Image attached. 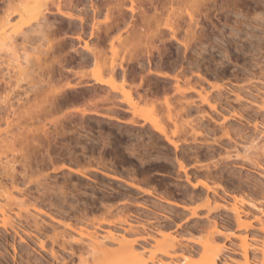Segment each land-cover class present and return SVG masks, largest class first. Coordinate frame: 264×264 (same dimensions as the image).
Masks as SVG:
<instances>
[{
  "label": "rangeland",
  "instance_id": "obj_1",
  "mask_svg": "<svg viewBox=\"0 0 264 264\" xmlns=\"http://www.w3.org/2000/svg\"><path fill=\"white\" fill-rule=\"evenodd\" d=\"M235 1L232 5L236 7L240 3L237 16L231 13L225 16L226 13L223 10L222 13L220 9L218 11L214 7L207 18L204 16L199 18L197 33L201 32L204 35L200 43L189 41L184 34L187 27L182 24L183 29L178 39L188 42L190 48L201 54V57H196L193 50L187 54V59L182 60L181 64L186 72L180 73L178 70L172 73L162 66L157 70L153 68V71L165 73L167 77L148 74L145 71L142 73L144 77L142 82L141 79L126 76L127 85L123 88L125 91H130L137 102L135 116L126 112L127 106L116 100L115 103L117 102L116 104L122 107L123 111H117L116 108H112L113 105L108 104L109 111L105 108L107 106L102 105L105 104L102 100L99 102L97 95L92 102L85 101L87 99L84 102L78 100L79 103L77 100L69 101L66 104H58V107L52 109L51 95L54 89L65 88L67 83L74 84L80 80V75H90L96 69L90 63L80 65L77 58H70V55H74L68 46L70 42L68 35L71 36V33L45 31L40 37L37 35L36 38L32 37L25 41L22 37H15V43L0 46V158L4 159L3 162L6 160L10 163L8 166H0V187H2L0 189L17 193L14 195L20 198L24 194L26 198L23 196V200H32L34 205L39 202L38 205L42 209L41 201H48L50 198L56 202L63 197L65 200L67 195L66 204L62 199L57 202L63 201L65 206H70L68 204L72 205L75 202L88 205L85 203L97 204L98 201L107 203L106 200H109L110 204L115 203L116 206L125 205L128 217L143 222L146 231L151 230L149 227L151 224H161L167 226L169 232H180L185 235L184 238H187L190 232L191 235L193 234L190 238H196L195 236L201 233V227H204L203 224L208 218L205 219L203 215L201 218L197 216L192 218L188 210L191 208L190 205L198 201L196 202L198 205L195 204L192 207L197 206L198 209L203 207L199 212L197 211L199 216L206 212L204 206H200L203 201L199 199L204 197V191L201 190L198 181L204 178L203 168L201 170L200 167L211 165V170L218 172L217 184L220 189L217 188L219 191H216V195L213 194L214 197L220 198L221 202L222 197L229 201H232V196L241 198V210L247 211L246 215L249 213L246 220L250 224L246 229L249 240L259 242L263 235L258 230L260 227L257 221L259 219L261 220L259 222L264 223V147L261 148L264 146V136L261 135L264 134V108L263 110L260 108L261 102H264V10L262 13L260 10L253 11V9L257 2H263L261 4L264 7V0ZM121 2H124L123 6L128 9L129 0ZM63 3H67L66 0L62 1V5ZM72 3L77 5L76 8L66 4L61 8L62 11L71 13L74 17L80 16L85 21L81 40L76 41L72 46L73 49H79L83 39L89 40L90 26L93 24H98L99 27L104 26L105 13L107 10L112 12L115 8L112 4H117V1L108 2L106 9L99 16L92 14L91 2L89 3L88 0H72ZM220 4L225 5L224 0H217L216 8ZM19 5V0H0V27L8 21V28L6 27L7 29L0 37H7L12 31L18 17L11 14V11L19 8ZM48 6L52 12L48 15L50 23L60 26L62 22H65L63 20L66 19L58 15L54 16L56 12L54 4L49 3ZM235 6H233L234 9ZM171 7L184 10L179 2H174ZM168 8L163 11V17H167L170 13ZM147 14L152 15V11L146 12ZM116 15L114 14V17ZM183 18L187 21L186 15H183ZM134 19L135 21L131 23L133 26L127 25L125 28L122 26L123 29L120 32L123 43L114 41L113 45L117 49L116 63L121 62L126 70L139 71L134 58L140 59L144 53L143 45L138 46L137 42L131 43L130 35L133 32L132 28L136 32L140 30V15L139 18L134 16ZM101 30L99 29V32ZM116 34L114 32L109 36L115 39ZM51 42L53 48L49 49ZM57 43L63 44L61 50L55 49ZM100 48L105 52L104 56L109 59L112 55L110 45H100ZM170 55L176 57L174 47L171 48ZM194 58L201 64L210 65L212 72L206 70L205 65H202L199 70H194L188 64L194 61ZM58 60L60 62H57ZM63 65L64 68H62ZM215 70H217L216 73ZM195 73H199V77ZM173 75L179 79L177 87L171 78ZM87 80L89 81L88 78ZM92 87L97 89L98 95L104 93L97 84H91L86 89H93ZM161 88H165L166 92L163 93ZM177 90L186 92L185 97L182 98L176 92ZM69 93L71 94L69 95L68 91L65 92L71 96L72 91ZM205 93L210 97L213 109L201 102V97L205 96ZM73 94L72 97L75 98H69L76 99L78 91H73ZM236 94L243 98L236 100ZM138 95L144 97L146 95V101L138 100ZM86 98H88L87 95ZM92 99L93 97L90 100ZM184 101L194 105L187 110L180 106ZM70 103L72 106H69ZM75 103L78 107L90 110L94 108L105 115L111 113L110 116H116L122 119V122L133 118L135 124L125 125V122L117 123L105 117L91 115H84L83 118L77 113L75 115V112H68ZM152 122H156L163 129L164 135L154 130ZM222 123L225 124L227 132L230 130L228 136L219 129ZM193 124L199 126H197L199 135H194L195 137L188 131L187 133L184 131V128L188 129L189 125ZM168 140L176 141L175 146L169 144ZM256 141L260 149L253 150L252 154H247L241 149V146H254ZM235 148H239L240 152L237 153ZM217 163L219 166L216 169ZM69 166L81 169L82 172L86 171L85 175L84 173L80 176L71 173L69 175L64 168ZM46 174L48 177H45ZM52 177L56 180H52ZM39 178L42 181L45 179L46 182H48L47 178L50 179V184L56 183L49 186L50 184L46 185L40 181L41 187L43 183V188L52 187L53 189L54 187L56 190H50V188L49 192L46 191L48 188L44 189L45 191L40 188L41 191L37 188L40 187L37 185ZM58 183H63L62 185L65 183V187L59 186ZM72 185H76V188ZM58 186L68 190L65 191ZM61 190L67 192L63 193L65 196L62 194L63 197L60 196ZM71 190L73 194L76 193L75 197L78 194L80 198L77 196L78 199L75 200ZM143 190L146 193H143ZM7 192L3 191L4 194ZM39 192H43L42 194L45 192V196ZM197 192H200L201 198ZM190 193L196 195L193 203L188 200ZM55 196L59 198L56 199ZM166 200L173 204L168 206ZM138 205H144L146 208L138 211L135 208ZM185 207L189 209L186 210ZM257 207H260V210ZM15 208V205L8 207L13 211ZM45 208L46 211L48 208ZM68 208L67 210L72 211ZM214 209L208 216L216 214V221L223 231L220 234L223 233L226 238L223 235L218 236L224 239L228 246L223 252L232 257L227 264H239L242 259L238 241L229 237L232 233H242V230L235 227L229 211L221 205ZM60 211L63 210L60 209ZM89 213L87 215L89 221L86 217L80 222L83 229L102 218L99 211H91L90 216ZM160 217L162 218L159 219ZM157 219L159 223L156 222ZM11 220L13 221V218ZM5 238L12 237L8 235Z\"/></svg>",
  "mask_w": 264,
  "mask_h": 264
},
{
  "label": "bare ground",
  "instance_id": "obj_2",
  "mask_svg": "<svg viewBox=\"0 0 264 264\" xmlns=\"http://www.w3.org/2000/svg\"><path fill=\"white\" fill-rule=\"evenodd\" d=\"M19 1H20L19 8L11 11V14L16 15L18 17L17 21L16 23H14L13 29L7 35V37L5 36L0 37V46H6L8 43H15L14 40L15 37H22L24 41L29 40L32 37L36 38L37 35L38 37H40L41 35H43L45 31L52 33H56L57 31L63 34L71 33V36L68 35L70 40L68 46L72 49L74 55H70V58L71 59L77 58L78 64L80 65H85L87 63H90L91 66H94V68H96L95 71L90 73V75L88 74L80 75V80L76 81L74 84L67 83L65 85V88H62L60 90L54 89L51 95L52 109L53 107L54 108L58 107L57 106L58 104L62 105L61 103L66 104L69 101L75 102L76 100L77 102L78 100L79 101L83 100L84 102L85 99H87L85 101L89 100L88 102H92L98 97L99 102L102 100L105 104H107L105 105L101 103L102 105L107 106L105 108H108V110H109L108 104L113 105V107L112 106L111 107L116 108L117 111L122 110V107L116 104L117 102L115 103V100L125 104L127 106V109H125L126 112L128 111L131 115L133 114V116L137 114V102L132 97L131 92L125 91L123 88L125 85H127L126 76H131L132 79H137V78L139 80L141 79L142 82L144 79V77H142V73H144L145 71L148 74L167 77L168 75H166L165 73L161 74L159 72L153 71L154 69L157 70L162 66L168 68L172 73L178 70L180 73L186 72V69L181 66L182 60L187 59V54H189L190 51H192L193 49L190 48V44L188 42L184 41L183 39L181 40L178 39V36L183 29L182 24L187 27V29L184 30V34L186 37H188L189 41H191L192 43L195 42L200 43L201 38L204 36L201 34V32L197 33V27L199 26L200 23L199 18L201 16L207 18L210 10L214 7L215 10L220 9V12H222L223 10L226 13L225 16L228 13L237 16L239 14L238 8L240 4L239 3L237 5L238 7H236L235 5H232L234 4L233 3L234 0H224L225 5L220 4V6L217 5L218 8H216L217 0H165L166 2H164V0H129L130 5H128L129 6L128 9H125L126 7L123 6L124 2L123 3L121 2L123 0H117V4L116 3L112 4L115 7L113 8V11L108 12L107 10V13H105L104 15L105 17L103 21L104 26L99 27L98 24H93L92 26H90L91 32L89 33V40L87 41L83 39V44L81 45V47L79 49L78 48L73 49L72 46L76 43V41L79 42L81 40V34L84 32V28H85L84 27L85 21L80 16L74 17L71 13H66L62 11L61 7H65L64 4L69 6L71 5L72 8H76L77 5L73 4L72 0H66L67 3H63V5H62L63 0H56V2L54 0H19ZM88 1L89 3L91 2V7H92L91 10L94 16L96 15L99 16L101 13H103L102 9L100 13H96L98 11V6L95 0H88ZM174 2L181 3V5L184 7L183 8L184 10L172 9L171 5ZM49 3L54 4L56 7V12L54 16L58 15L66 19L63 20L65 22H62L60 26L58 24H57L58 26H56L54 25V23L49 22L48 17L50 16L48 15L52 14L48 6ZM107 3L106 2L102 3L105 5V9ZM146 3H147V7L145 6ZM261 3L263 2L255 3V6L253 5L255 8L253 9V11L260 10L262 12L264 10V7L263 4ZM233 6H235L237 9L236 8L234 9ZM167 8L170 10V13L167 15V17H163L162 16L164 15L163 11H165ZM246 8L249 7L246 6ZM148 11H152V15H148V14L146 15V12L148 13ZM203 11H206V13H203ZM114 14L117 15L114 17ZM139 15H140V25H141L140 30L136 32L134 31V28H132L133 32L130 35L131 36L130 42L131 43L137 42L136 44L138 46L142 44L144 53L142 54L139 60L136 57L134 58L136 59L135 61L137 63L139 71H134L133 69L126 70V68L122 66L121 62L116 63L115 61V59L117 58L116 57L117 49L114 48L113 42L116 41L117 43L120 44L123 43V40L121 39L120 31L123 28H125L127 25H130V27L133 26V24L131 25V23L135 21L134 16L139 18ZM183 15H186L187 21L184 20ZM6 27L8 28V21L6 22V24L0 27V35H2L5 32V30L7 29ZM99 29L102 30L99 32ZM114 32L117 33L116 34L117 37L115 39L109 36L111 33ZM100 45H104V46L110 45V51L112 55L109 59L104 56L105 52H103V50L100 48ZM49 47H50L49 49L53 48L52 42L50 43ZM62 47L63 44L57 43L55 49L57 48L61 50ZM173 47L175 48L176 51L175 58L173 56L171 57L170 55L171 48ZM193 52L196 57H201L200 56L201 54L195 52V50H193ZM122 59L123 58H121V60ZM194 59H195L194 61L188 62L189 66H192L194 70H199L202 65L203 66L205 65L199 63V61H197L196 58ZM57 62H60V60H58ZM205 66H206V70L212 72L210 65L208 66L205 65ZM62 68H64V65L62 66ZM216 71L217 70H215V73ZM220 72H225V70H220ZM195 74L197 77H199V73H195ZM87 78L89 79V81L87 80ZM118 78H120L119 81ZM171 78L175 81L177 87V83L179 82L178 77L176 75H173ZM91 84L99 85V89L103 90L104 93L102 95L99 93L101 95L100 96L97 94L96 88H95L96 90L93 87H92L93 89L91 88L86 89ZM161 90H163V93L166 92L165 88H161ZM66 91H68L69 95L71 94L69 93V91H72V95H74L73 91L75 92L78 91V95L76 99H72L75 98L74 96L72 97V95L68 96L67 94H65ZM156 92H158V90ZM176 92L179 95H181L182 98L185 97L186 92H182L178 90ZM86 95L88 98H86ZM95 95H97L96 98L94 97ZM199 95L202 96L201 94ZM92 97L93 99L90 100ZM137 98L138 100L146 101L147 96L145 95L144 97L138 95ZM209 98L210 97L206 94L205 96L201 97V102L206 104L209 108L213 109L214 106L210 102ZM235 98L236 100H240L243 97H241L239 94H236ZM71 103L69 106H72L73 103L72 104ZM253 104L255 105V103ZM193 105H194L193 103H189L188 101H184L180 104L182 108L184 107L187 110H189ZM73 106L74 107L71 108L68 112H73V113L75 112V115L77 113L82 117L84 115L105 117L107 119L114 120L117 123L122 122V119L116 116H110L109 114L111 113L109 114L107 113L108 115H105L102 114V112L101 113L97 112L96 109L94 108H93L94 110L93 109L90 110L87 108L85 109V107L84 108L78 107L76 106V103ZM166 106H168V104H166ZM95 107L97 108V106ZM260 108L263 110L264 102H261ZM97 110L99 111V109ZM72 115L74 116V114ZM124 122L125 125L135 124L133 118L127 119L126 121L124 120ZM152 126L156 132H158L161 135H164L163 129L160 126H158L156 122H152ZM197 126L198 125L196 124L189 125L188 129L184 128V131L185 132L188 131V133H190L191 135L193 134L192 136L195 137L197 136V134L199 135L198 132L199 126L198 127ZM219 129L220 131L221 130L224 131V135L226 134L225 136H228L230 134L229 133L230 130L227 132V128L223 123L220 124ZM212 135L214 136L213 133ZM261 135L262 137L264 136L263 133ZM205 140L204 141L207 142L206 138ZM168 142L169 144L175 146L174 142L176 141L168 140ZM262 147L264 146H261V148ZM257 148L260 149V145L258 144V142L255 143L254 146L253 145H249L245 147L241 146V149L244 150L247 154L251 152L253 153V150H256ZM235 149L237 153L240 152L239 148H235ZM3 161L4 159L0 158V166L1 165L8 166L10 164L6 162V160L5 162ZM180 165L182 168H184L182 164ZM210 166L205 165L200 167V169L203 168L204 178L202 177L203 178L202 181L201 179H199L200 181H198V185L201 187V190L204 191V197L201 198V196L199 195L200 192L199 193L197 192L198 195L200 196L198 197L201 198V200L199 199V201L201 202L203 201L201 203L203 205L200 204V206H204L206 211L204 214L206 215L200 214L201 216H199L197 213V211L199 212V210L203 207H199V209L196 208L197 206L192 207L195 204L198 205L196 203L198 201L194 202L196 199V195L192 194L194 192L191 191L192 193H190V196L188 197V200L191 203L193 202L195 203L194 205L189 206L191 207L190 210H188L190 211L189 215H191L192 218H194L195 216L201 218L202 215L205 217V219L208 218L203 224L204 227L203 226L201 227L202 229L201 233L199 232L197 236H195L196 234H194L196 238L194 237L190 238V236L193 235V234L191 235L190 232L188 235L189 238L188 236L187 238H184L185 237L184 234L177 231H174V233L169 232L168 231L169 229L166 228L167 226L165 227L164 225L162 226L161 224H155V225L151 224V226L149 225L151 230L146 231L144 230L145 228L143 222L139 220L136 221L133 220V218H131L133 220L132 221L128 217L129 215L126 214L127 209L124 207L125 205L123 206L122 204L121 206H116L115 203H112L115 205L114 206L110 204L109 200H106L109 203L108 202L103 203L98 201L99 203L97 204H94V202L93 203L89 202L91 204L85 203L88 205H84V204H77L78 202H75V204L72 203V205L68 204L70 206H65L66 204L65 200L68 195L65 197L64 200L62 194L66 190H68L67 187L66 190L65 188L61 187L65 191L63 192V190H61L62 193L59 192L61 193L60 196H62L63 199L59 198V196L57 197L59 199L64 200L65 204L63 201H59L58 203L57 201L59 199L56 201L57 202L56 203L49 198L48 201H41V205L43 206V209L39 207L40 206L38 205L39 202L38 204H36L38 206H36L32 203L33 202L32 200L31 201L28 200L31 203L28 202L26 199L23 200L24 194L23 196L20 195L21 196L20 198L14 195L17 193H13L12 191L9 190H7L8 191L7 192L5 191L6 189L4 190L0 189V264H227L231 256L229 257L223 251L225 250V248L227 249L228 246L224 241V239L218 238L219 235L224 236L223 233L220 234L223 231H221L220 224L216 221V214H213L210 217L208 216V214H210V211L212 209L214 211L215 210L214 208L220 207V205L222 206V208L230 212L231 218L235 223V227L240 231L242 230L241 231L242 233H232L231 237H229L232 239L234 238L235 240L238 241L237 244L241 251L240 258L242 259V262L240 260V263L264 264V223L259 222L261 221L259 219L257 221L260 227L258 230L262 232L263 238L259 242L253 240L252 242H250L246 231V229L250 226V224L247 223L246 221L248 217L247 215L249 213L246 215L247 211L241 210L240 208L241 207L240 203L242 202L241 198L239 199L238 197L232 196L231 198L232 201H229V199L226 200L227 198L223 199L222 197V202H221L219 200L220 198L216 199V197H214L213 194L216 195L217 194L216 191L219 189L218 188L219 186L217 184L218 172H216V170L212 171ZM218 166L219 164L216 166V169L218 168ZM66 167L64 168L69 172V175L70 173L79 176L83 175L82 173H84L85 175L86 171L82 172L83 170L81 171V169L70 168V166L69 168ZM212 168L213 169L215 168L214 165H212ZM259 172L260 171H258V173ZM42 176L41 179L44 177ZM46 176L47 174L45 175V177ZM52 178H53L52 180H56L54 179V177ZM41 179L37 182L38 183L37 185L40 186L37 188L39 189L42 188L43 191H45L44 189L48 188L45 186L50 184L51 182H49L50 179L48 178L47 180L49 183L46 182L45 179H44L45 182L44 180L42 181ZM40 181L46 183V185L44 186L45 188H43L44 184L42 182H41L42 183V187H41V184H39ZM34 183L36 184L35 181ZM53 184L56 183L53 182ZM53 184H50L49 186ZM62 184L60 183L59 186L61 185L65 187L64 186L65 183L64 185ZM57 185L55 186L57 187ZM70 186L68 187L76 188L75 187L76 185L75 186L72 185L73 187ZM74 188L73 190H75ZM49 189L56 190L54 189V187L53 189L52 187H49L48 189H46V191L47 190L49 191ZM73 190H71L72 192L70 191L72 194L70 192H68V194L70 193L71 195H73V197H75L74 195H76V193L73 194ZM3 191L7 192L5 193L6 195L3 193ZM17 192L19 193V191ZM66 193L67 192H65V194ZM143 193L146 192L143 190ZM52 194L54 195V193ZM65 194L63 195L65 196ZM78 198L80 197L78 196ZM78 198H76L75 200H77ZM80 200L81 199H79V201ZM184 201L186 200L184 199ZM165 202L168 204V206L173 204L172 202L167 200ZM187 204L189 205V203ZM11 205L16 206L15 211H13L12 209H8V207ZM143 206L144 205H138L135 206V208L138 211H140L146 208L145 206L144 207ZM44 207L48 209L45 211ZM53 208L55 212H53L54 211ZM67 208L72 211L67 210ZM187 208L188 207H185L186 210ZM257 208H259L260 210V207ZM60 209L63 211H60ZM91 211L94 212L99 211L101 213L102 218L100 221L94 223L95 225L92 224L89 225V227H87L86 229H83L80 226V222L85 220L86 217H87L86 220L89 221L87 215L89 212L91 213ZM12 218L13 221L11 220ZM161 218L162 217H160L159 219ZM156 222H158V219L156 220ZM221 226L223 225L221 224ZM8 235L12 238H5ZM225 235L228 236V234ZM251 247L253 248L251 249Z\"/></svg>",
  "mask_w": 264,
  "mask_h": 264
},
{
  "label": "flooded vegetation",
  "instance_id": "obj_3",
  "mask_svg": "<svg viewBox=\"0 0 264 264\" xmlns=\"http://www.w3.org/2000/svg\"><path fill=\"white\" fill-rule=\"evenodd\" d=\"M96 1V3H97V6H98V12H101V9L104 11V9H105V5L104 4H102L103 2H108V1H114V2H116L117 0H95ZM146 7H147V3H146V5H145Z\"/></svg>",
  "mask_w": 264,
  "mask_h": 264
}]
</instances>
